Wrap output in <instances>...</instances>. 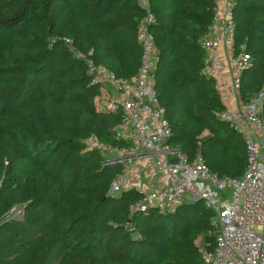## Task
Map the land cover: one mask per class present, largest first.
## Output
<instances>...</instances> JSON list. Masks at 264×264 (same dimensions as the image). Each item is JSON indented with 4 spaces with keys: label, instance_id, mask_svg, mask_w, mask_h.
Masks as SVG:
<instances>
[{
    "label": "trees",
    "instance_id": "trees-1",
    "mask_svg": "<svg viewBox=\"0 0 264 264\" xmlns=\"http://www.w3.org/2000/svg\"><path fill=\"white\" fill-rule=\"evenodd\" d=\"M214 6L149 0L155 88L172 128L169 142L236 177L245 167L244 141L218 117L225 109L214 79L200 73V41ZM233 13L234 51L244 45L252 59L240 75L246 102L264 81V0H235ZM143 16L135 0H0V213L22 207L21 219L0 225V264H206L194 243L201 238L202 249L214 247L202 200L173 214L131 213L138 193L107 196L118 168L82 143L90 134L115 143L121 116L97 105L99 84L65 39L129 78L140 64ZM38 165L44 172L36 173Z\"/></svg>",
    "mask_w": 264,
    "mask_h": 264
},
{
    "label": "built area",
    "instance_id": "built-area-1",
    "mask_svg": "<svg viewBox=\"0 0 264 264\" xmlns=\"http://www.w3.org/2000/svg\"><path fill=\"white\" fill-rule=\"evenodd\" d=\"M144 10L138 26L141 47L140 64L129 78L116 75L103 64L74 48L65 39L73 54L85 61L92 82L99 84L96 98L110 111L120 113V122L113 128L115 143L99 139L95 134L83 138L84 149L101 155L102 164L116 166L106 190L107 196L133 190L138 197L129 211L154 210L173 214L185 202L202 200L211 209L208 235L214 240L212 249L204 248L201 256L206 264H264V81L239 109L223 110L218 117L242 136L246 162L236 177L212 171L201 153L188 158L178 145L169 142L172 128L166 109L155 88V66L158 51L151 31L156 17L149 0H135ZM235 0L215 3L207 32L201 38L205 57L200 73L219 79L229 91H238L240 75L252 64L251 55L242 45L234 51ZM229 43V63L234 77L221 80L223 62L218 50ZM159 176L157 186L150 187L147 177Z\"/></svg>",
    "mask_w": 264,
    "mask_h": 264
},
{
    "label": "crops",
    "instance_id": "crops-1",
    "mask_svg": "<svg viewBox=\"0 0 264 264\" xmlns=\"http://www.w3.org/2000/svg\"><path fill=\"white\" fill-rule=\"evenodd\" d=\"M224 0H215L218 5H223ZM232 53V49L229 43L225 42L221 45L218 50L219 58L223 62V71L221 80L230 81L234 77V71L229 63V57ZM214 79V78H213ZM214 87L219 94L220 100L225 110H236L239 109L242 102L239 90L229 91L226 86L222 85L219 79H214ZM150 187L157 186L160 182L159 176L147 177Z\"/></svg>",
    "mask_w": 264,
    "mask_h": 264
},
{
    "label": "rangeland",
    "instance_id": "rangeland-1",
    "mask_svg": "<svg viewBox=\"0 0 264 264\" xmlns=\"http://www.w3.org/2000/svg\"><path fill=\"white\" fill-rule=\"evenodd\" d=\"M1 47H2V44H0V48ZM74 48H76V47L74 46ZM98 104H99V106H101V105H103V102L99 101ZM183 115L184 116L189 115L188 107H184L183 108ZM201 135H209V131L207 129H204L201 132ZM35 171H36V173L44 172L40 165L35 167ZM21 208L22 207H19V206L17 207L15 205H10L5 210H3V212L0 213V225L3 224V223H6L7 221H11L13 219H21L22 218ZM127 228H128V231H129L131 236L134 237V236L137 235V233L132 230L131 226H128ZM194 243L198 246L199 253H200L202 247L204 246V243L202 242V239L201 238H197L194 241Z\"/></svg>",
    "mask_w": 264,
    "mask_h": 264
},
{
    "label": "water",
    "instance_id": "water-1",
    "mask_svg": "<svg viewBox=\"0 0 264 264\" xmlns=\"http://www.w3.org/2000/svg\"><path fill=\"white\" fill-rule=\"evenodd\" d=\"M206 213H207V215H208L209 217L213 215V212H212L211 209H206Z\"/></svg>",
    "mask_w": 264,
    "mask_h": 264
}]
</instances>
